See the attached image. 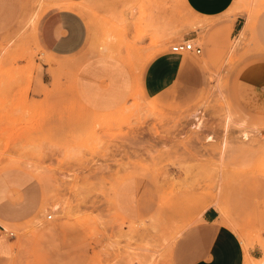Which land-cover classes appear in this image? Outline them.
Wrapping results in <instances>:
<instances>
[{
	"label": "rangeland",
	"instance_id": "rangeland-1",
	"mask_svg": "<svg viewBox=\"0 0 264 264\" xmlns=\"http://www.w3.org/2000/svg\"><path fill=\"white\" fill-rule=\"evenodd\" d=\"M238 1L254 31L264 0ZM174 5L181 24L166 15ZM63 10L87 24L72 57L39 38ZM190 23L183 0H0V237L12 248L0 240L11 253L0 264H173L176 242L208 208L227 213L241 182L264 181L261 51L245 34L208 47L203 35L193 41L201 55L181 54L174 87L152 99L141 90L148 64ZM87 84L112 102L94 107Z\"/></svg>",
	"mask_w": 264,
	"mask_h": 264
},
{
	"label": "crops",
	"instance_id": "crops-1",
	"mask_svg": "<svg viewBox=\"0 0 264 264\" xmlns=\"http://www.w3.org/2000/svg\"><path fill=\"white\" fill-rule=\"evenodd\" d=\"M183 3L191 17L184 41H199L204 35L208 47L209 43L215 40L218 42L219 38L227 42L236 32L239 37L248 26L246 14L239 11L238 0H183ZM166 15L172 17L173 23L181 24V12L177 5H174L173 10L168 9ZM244 37L245 41L251 43L250 46L261 51L253 63L254 76L260 82V93L264 99V12L256 16L254 31L247 28ZM39 38L47 53L72 57L86 46L87 24L79 13L57 11L43 21ZM102 63L93 61L91 64L95 66ZM185 68L184 56L173 53L172 48L156 56L142 74L141 90L144 96L152 99L169 91L180 80ZM119 85L115 95L117 100H113V103L119 102L124 96L126 80L123 79ZM90 87L91 84L85 86V93L94 107L108 106L112 102L110 99L108 102L105 98L98 100L92 96ZM263 183L262 180L260 184L241 182L227 198V213L215 206L208 208L199 221L184 231L176 242L173 264H257L264 260V203L259 204V201L264 202ZM256 228H260L262 233L259 238H251L249 231ZM0 240L9 245L12 253L10 243L2 237ZM0 249L8 250V246L2 244ZM10 254L0 252V255Z\"/></svg>",
	"mask_w": 264,
	"mask_h": 264
},
{
	"label": "built area",
	"instance_id": "built-area-1",
	"mask_svg": "<svg viewBox=\"0 0 264 264\" xmlns=\"http://www.w3.org/2000/svg\"><path fill=\"white\" fill-rule=\"evenodd\" d=\"M172 52L175 54L194 53L196 55L202 54V49L199 46H195L193 41H183L172 47Z\"/></svg>",
	"mask_w": 264,
	"mask_h": 264
},
{
	"label": "bare ground",
	"instance_id": "bare-ground-1",
	"mask_svg": "<svg viewBox=\"0 0 264 264\" xmlns=\"http://www.w3.org/2000/svg\"><path fill=\"white\" fill-rule=\"evenodd\" d=\"M247 28H248V26H247ZM247 28L240 34V38L245 34V32H246V30H247ZM250 28V27H249ZM242 40V39H241ZM243 41V40H242ZM240 44H241V42H240ZM240 44H239V46H240ZM237 45H238V43H237ZM229 65V64H228ZM227 72V71H226ZM198 122L197 123H195V127H194V129L197 131H194V132H196V133H198V132H202L203 131V128H205V127H203L204 125H203V120L201 119L202 117H200V116H198V115H194L193 116ZM226 128V127H225ZM228 130V129H227ZM242 140L243 141H246V140H248L249 139V136H248V134H246V132L245 133H243L242 134ZM210 142H213L215 139H214V137L213 136H208V138H207ZM249 144V143H248ZM223 149V148H222ZM237 177V176H236ZM258 177V176H257ZM261 178H263V177H261ZM258 183V182H257ZM259 184H260V182H259ZM264 184V183H263ZM259 201V200H258ZM260 202V201H259ZM50 217V216H49ZM179 234H181V232L179 233ZM178 237V236H177Z\"/></svg>",
	"mask_w": 264,
	"mask_h": 264
}]
</instances>
